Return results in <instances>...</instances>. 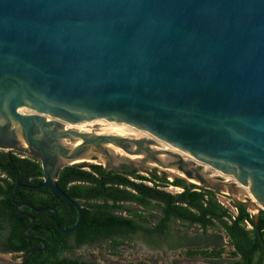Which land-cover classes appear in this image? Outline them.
Here are the masks:
<instances>
[{"label": "water", "instance_id": "1", "mask_svg": "<svg viewBox=\"0 0 264 264\" xmlns=\"http://www.w3.org/2000/svg\"><path fill=\"white\" fill-rule=\"evenodd\" d=\"M12 149L40 163L27 187L75 209L68 228L37 210L62 234L82 220L56 183L75 163L220 192L263 243L264 0H0V150ZM15 208L31 239L33 216Z\"/></svg>", "mask_w": 264, "mask_h": 264}, {"label": "trees", "instance_id": "2", "mask_svg": "<svg viewBox=\"0 0 264 264\" xmlns=\"http://www.w3.org/2000/svg\"><path fill=\"white\" fill-rule=\"evenodd\" d=\"M85 165L89 170L81 169ZM155 171L156 169H153L150 173L151 179L154 180L153 185H147L141 181H135V179L146 180V177L140 175L137 170L130 173L115 170L106 172L101 165L97 164H72L60 169L57 174V185L72 199L80 200L84 206L82 220L71 234L74 247L82 243L105 239L119 227H122L128 234L142 231L145 234L157 233L173 238L170 222L178 220L198 225L202 229L201 235L206 234L207 228L219 226L230 238L231 245L235 247L231 253L235 256V262L231 264H264V210L260 211L258 218L262 243L254 231L252 214L247 208L232 202L236 207V213L234 219H229L233 214L216 200L214 191L203 189L193 183L186 184L182 179H174L169 183L180 186L182 190L178 193H170L159 188L160 185L168 184V181L164 175H156ZM0 173L3 175L0 176V250L21 252L32 245L21 234L29 220L15 215L8 199L13 191L16 177L23 185L34 186L41 182L40 163L34 157L21 156L12 150L7 152L0 150ZM48 194L51 195L35 200H40V203L45 205L55 206L59 213L60 227L72 226L76 220L73 207L52 191ZM97 195H101L104 200H111L113 202L109 205L111 208L117 207L115 202L126 200L135 203L144 211L156 210L158 218L155 219L153 226L152 223L142 224L137 218L143 221L146 218L129 206H127L129 216H113L107 205H92L88 202L90 198ZM15 197L17 198V195ZM63 206H68L72 210L66 218H63L61 213ZM90 207L93 212L89 209ZM35 218L34 224L26 234L39 237L46 243L45 257L37 264H48L46 262L51 257L54 258L55 263L59 260L58 247H65L70 235L57 231L52 213L48 219L37 218L36 214ZM245 220L251 224L252 228L246 227ZM209 236L212 237L210 243L214 244V249L208 251L205 248H187L186 253L191 256L198 254L219 256L221 235L211 233ZM61 261L70 264H84L68 258H62Z\"/></svg>", "mask_w": 264, "mask_h": 264}, {"label": "rangeland", "instance_id": "3", "mask_svg": "<svg viewBox=\"0 0 264 264\" xmlns=\"http://www.w3.org/2000/svg\"><path fill=\"white\" fill-rule=\"evenodd\" d=\"M12 151H15L16 154L21 156L26 155L15 149H12ZM81 169L89 170L86 165L82 166ZM138 172L144 171L138 170ZM0 176L3 175L0 173ZM159 188L170 193H178L180 192L181 187L172 185L168 181V184L160 185ZM215 198L231 213L235 212L232 199L220 192H215ZM128 206L133 210L142 213L146 220L143 221L140 218L137 219L143 224H151L158 218L156 210L151 211L148 209L144 211L137 205L130 203ZM125 215L129 216L130 214L127 212ZM170 226L174 235L173 239L170 240V243L165 242L161 244L157 250L150 247L147 241L141 239L142 237L127 236L125 240H105L97 246H72L68 251L63 252L62 255L69 259L93 261L97 264H227L233 258V255L231 254L232 247L228 243L229 240L219 226H216L215 228H207L205 235H201L202 229L196 224L183 223L174 220L170 222ZM211 233H218L221 235V251L219 256H206L202 254L191 256L186 253L187 248H205L208 249V251L214 249V246L209 243L212 241V237L209 236ZM119 243H122L123 245L119 246ZM18 262H20L19 254L0 252V264H15Z\"/></svg>", "mask_w": 264, "mask_h": 264}, {"label": "flooded vegetation", "instance_id": "4", "mask_svg": "<svg viewBox=\"0 0 264 264\" xmlns=\"http://www.w3.org/2000/svg\"><path fill=\"white\" fill-rule=\"evenodd\" d=\"M109 171H111V170H109ZM27 186L28 185H24L23 187H19L18 188L19 192H17L18 191V189H17V191L15 192L13 198H11V195H12L13 191H12L11 195L9 196L8 203L11 206L12 212L15 215H17L18 217L22 218V219H28L27 217L22 216V215H20L17 212L15 206L18 205V210H19L20 213L30 214V215L33 216V219H36L35 218V214H36L37 218L48 219V216H50L51 213L53 215V212L51 210H45V211H41V212H38L37 210L48 208V207H54L55 208V206L52 205V204H47V205L42 204V203H40V200H35V199H40V198L42 199L43 197L51 195V194H48L49 192L51 193V191L49 189H46V188H40V189H45L43 191V190H40V189H33V188L27 187ZM16 195H17V198L15 197ZM33 198H34L35 201L32 200ZM77 202H79V204L81 205V208H84V206L82 205L80 200H77ZM88 202L90 204H92V205H96V204H98V205H107L108 207H109V205L113 204V202L111 200H104L101 195H97V196H94V197L90 198L88 200ZM129 203L130 204H135V203H132V202H129V201H126V200H121V201H117V202L114 203L115 205H117V207H114V208L109 207L108 210H109V212L112 213L113 216L126 217L125 214L127 213V206H128ZM89 209L93 212V209L91 207ZM73 210H75V209L73 208ZM234 210H235V206H234ZM56 211H57V209H56ZM71 211L72 210L68 206H63V208L61 209V213L64 216L63 218H66V216H68V214ZM232 214H233L232 217H230L229 219H234L235 218V212L232 213ZM57 216L59 217L58 211H57ZM53 219H54V217H53ZM154 223H155V221L152 223V226L154 225ZM184 223H187V222H184ZM33 224H34V221H33ZM73 232L68 234L70 236H68V238H67V244L65 245V247L64 246H59L58 247L57 253H58L59 260L54 263V258L51 257V258H49V261H47L46 263H48V264H70V263L61 261V259L62 258H67V257H64L62 255L63 252L68 251L70 249V247H72V246L74 247L73 236H71V234ZM27 236L31 237V239H28V240L30 241V244H32L28 248H25L21 252L15 251V250H10V251H2V250H0V252L1 253H10V254H19L20 255V261H21V259L23 257V254L26 251L31 250L29 252V254L27 255L26 259H25V264H37V263H39L45 257L44 253H45V249H46V243L44 242V244H42V243L38 242L37 240H35V239H41L39 237H36V236H33V235H27ZM127 236H137V237L139 236V237H142L141 239H144L145 241H147L148 245L150 247H152L153 249L155 248L156 250L159 249L161 244H163L165 242L170 243V240L173 239V238H169V237H166V236H161V235H159L157 233L145 234L142 231H137V232H135L133 234H128L125 230H123L122 227H119L110 236L106 237L105 239L95 240V241H92V242H89V243H82V244H80L77 247H81L83 245H90V246L94 245V246H97V245H100L105 240H109L110 241V240L114 239V240L122 241V240H125L127 238ZM227 238L229 240L228 243L232 247V250H235V247L232 246L231 243H230L231 242L230 238L229 237H227ZM119 244H120L119 246L123 245L122 243H119ZM210 244H212V243H210ZM212 245L214 246V244H212ZM72 260H76V259H72ZM77 261L78 262H82L84 264H97V263H94L93 261H91V262L90 261H81V260H77ZM231 262H235V256H233V258L229 261V264H231ZM19 263L20 262L15 263V264H19Z\"/></svg>", "mask_w": 264, "mask_h": 264}, {"label": "built area", "instance_id": "5", "mask_svg": "<svg viewBox=\"0 0 264 264\" xmlns=\"http://www.w3.org/2000/svg\"><path fill=\"white\" fill-rule=\"evenodd\" d=\"M138 173L140 175L146 177V180L135 179V181H141V182H143L145 184H148V185H152L153 184L154 180L151 179V175L148 172H138ZM181 190H182V188H180V191ZM235 213H236V207H235ZM249 213L252 214L250 211H249ZM245 225H246L247 228H252L251 224L247 220H245Z\"/></svg>", "mask_w": 264, "mask_h": 264}]
</instances>
